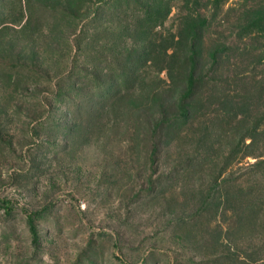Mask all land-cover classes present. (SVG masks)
Returning a JSON list of instances; mask_svg holds the SVG:
<instances>
[{
  "label": "rangeland",
  "instance_id": "obj_1",
  "mask_svg": "<svg viewBox=\"0 0 264 264\" xmlns=\"http://www.w3.org/2000/svg\"><path fill=\"white\" fill-rule=\"evenodd\" d=\"M0 264H264V0H0Z\"/></svg>",
  "mask_w": 264,
  "mask_h": 264
},
{
  "label": "trees",
  "instance_id": "obj_2",
  "mask_svg": "<svg viewBox=\"0 0 264 264\" xmlns=\"http://www.w3.org/2000/svg\"><path fill=\"white\" fill-rule=\"evenodd\" d=\"M155 14H157V13L155 12ZM156 18H157V17H155L154 19H152L151 22H153L154 24H156V22H158V21H157L158 19H156ZM155 19H156V20H155ZM153 20H155V21H153ZM8 205H9V204H7V203H3V206L6 207V208H8ZM8 210H9V208H8ZM27 221H28V225H29V227H30L31 232L34 234V233H35L34 217H28V218H27Z\"/></svg>",
  "mask_w": 264,
  "mask_h": 264
}]
</instances>
